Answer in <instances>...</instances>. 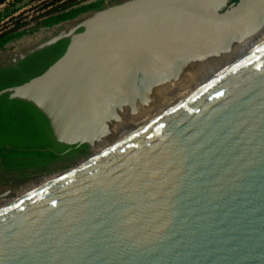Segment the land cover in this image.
Instances as JSON below:
<instances>
[{
    "label": "water",
    "instance_id": "obj_1",
    "mask_svg": "<svg viewBox=\"0 0 264 264\" xmlns=\"http://www.w3.org/2000/svg\"><path fill=\"white\" fill-rule=\"evenodd\" d=\"M228 3L130 0L94 13L18 55L11 66L69 40L44 74L0 99L33 106L68 151H91L124 108L135 112L165 79L153 75L167 68L162 49L178 53L184 19L190 40L220 53L264 18V0ZM0 264H264V47L113 150L0 211Z\"/></svg>",
    "mask_w": 264,
    "mask_h": 264
},
{
    "label": "bare ground",
    "instance_id": "obj_2",
    "mask_svg": "<svg viewBox=\"0 0 264 264\" xmlns=\"http://www.w3.org/2000/svg\"><path fill=\"white\" fill-rule=\"evenodd\" d=\"M215 2L219 4L220 0H215ZM253 19L255 24L249 23L242 30L233 33L229 42L225 43L226 49L220 53L210 51L206 47H198L197 40L188 38L193 33L191 32V21L184 19L181 24H178L176 33L182 36L178 40L180 43L177 48L178 53L175 54L172 50V54H169L170 47H167V52L162 49L164 67L167 66V68L157 69V73L153 75L165 79L144 93L143 101L136 104V112L130 107L120 112L121 121L112 122L110 134L93 145L92 150L94 151L105 150L96 158L113 150L150 124L190 101L226 71L264 47V18L261 21H257V17ZM197 29L199 31H195L196 34L202 32L214 41L220 39L218 43L222 40L220 34H214L213 29L206 25H198ZM73 171L74 169L55 174L51 177L53 179L48 180L44 185L35 183L27 186L10 199L29 197ZM15 202L11 200L3 203L0 211Z\"/></svg>",
    "mask_w": 264,
    "mask_h": 264
},
{
    "label": "trees",
    "instance_id": "obj_3",
    "mask_svg": "<svg viewBox=\"0 0 264 264\" xmlns=\"http://www.w3.org/2000/svg\"><path fill=\"white\" fill-rule=\"evenodd\" d=\"M8 0H0V7ZM26 0H15V4ZM40 6L43 25H51L65 21L68 17H76L85 12L89 7H81L91 0H35ZM237 1V0H236ZM14 14L17 10L14 9ZM47 18V19H44ZM0 15V23L2 22ZM24 24L18 22L13 30L0 32V52L4 45L21 38ZM82 30H78V33ZM69 44L68 39H63L56 44L33 52L21 60L17 66L10 64L0 66V92L26 84L27 82L44 74L65 53ZM68 148L59 145L52 137L47 120L33 106L9 100L8 95L0 99V162L6 170L17 171L20 169H44L60 158ZM89 153L88 147L82 146L67 153L70 163L85 158ZM75 160H72V159ZM56 169L54 171L61 170ZM51 171V172H54Z\"/></svg>",
    "mask_w": 264,
    "mask_h": 264
},
{
    "label": "rangeland",
    "instance_id": "obj_4",
    "mask_svg": "<svg viewBox=\"0 0 264 264\" xmlns=\"http://www.w3.org/2000/svg\"><path fill=\"white\" fill-rule=\"evenodd\" d=\"M130 0H91L78 7L81 8L83 6L90 7L85 12H81L76 17L67 18L65 21L52 23L51 25H43V20H41L40 15V6L37 4L35 0H26L22 3L15 4V0H8L6 4L0 7V15L3 19L0 23V32H4V34L8 33V31L13 30L15 25L20 22L24 24V32L25 34L6 45L3 46L2 51L0 52V66L10 64L18 55L27 53L30 50L41 46L48 41L59 37L62 34L68 33L69 31L75 29L80 24H82L85 20L90 18L94 13L101 12L108 8H112L121 4H124ZM238 0H229L228 9L231 6H234ZM14 9L17 12L14 14ZM47 19V18H44ZM136 112V111H135ZM134 113V112H133ZM92 156V149L89 151L88 155L70 165L69 167L63 168L54 172H47L39 175H35L30 180L22 181V184L18 190H22L26 188L29 184L34 183L38 180H47L48 178L54 176L55 174L64 173L69 170H73L80 165L88 163V159ZM52 180V179H51ZM16 190V191H18ZM11 197H15V195H9V197L4 200H8ZM1 201V200H0Z\"/></svg>",
    "mask_w": 264,
    "mask_h": 264
},
{
    "label": "flooded vegetation",
    "instance_id": "obj_5",
    "mask_svg": "<svg viewBox=\"0 0 264 264\" xmlns=\"http://www.w3.org/2000/svg\"><path fill=\"white\" fill-rule=\"evenodd\" d=\"M104 151L105 150H103V149H101L98 152L92 150V156L87 161L89 162V161L95 159L98 156V154H102ZM69 152H71V151H68V149H67L63 154L59 155L60 158L58 160H55L50 165H48L46 168L39 169L37 171L36 170H27V169L26 170L20 169L17 171H11V170L8 171L4 168V166L0 162V197L3 196L4 194H8L10 192L13 193L16 190H18L20 187H22V186H19L22 184V181H27V180H30L35 175L51 172V171H54L56 169H60V168L67 166L70 163L69 162L70 158H68L69 156H67V153H69ZM72 160H75V159L73 158ZM51 179H53V178L50 177L45 181L38 180L34 183L29 184L28 186L33 185L35 183L44 185L48 180H51ZM38 182H40V183H38ZM18 199L19 198H17V199L13 198V199L0 201V206L7 201L13 200V202H15Z\"/></svg>",
    "mask_w": 264,
    "mask_h": 264
}]
</instances>
